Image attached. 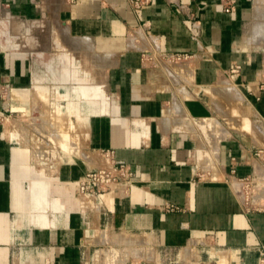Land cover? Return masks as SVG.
I'll return each mask as SVG.
<instances>
[{"label": "crops", "instance_id": "crops-1", "mask_svg": "<svg viewBox=\"0 0 264 264\" xmlns=\"http://www.w3.org/2000/svg\"><path fill=\"white\" fill-rule=\"evenodd\" d=\"M0 13L23 34L0 46V264H258L264 0H0ZM53 43L55 69L80 57L110 100L72 101L71 149L41 165ZM107 149L134 171L84 208L78 183Z\"/></svg>", "mask_w": 264, "mask_h": 264}, {"label": "water", "instance_id": "water-1", "mask_svg": "<svg viewBox=\"0 0 264 264\" xmlns=\"http://www.w3.org/2000/svg\"><path fill=\"white\" fill-rule=\"evenodd\" d=\"M12 23L8 18H2L0 13V46L3 48L8 47V45H5V40H9L12 43L14 42V46H11V48H14L15 50L19 49L21 46V43L19 44L17 41L20 39L23 34L22 33H11V29H8V26H10ZM30 41L32 43H30ZM59 41V39H58ZM26 44L27 46H33V49L31 50L32 55L37 56L40 59H45L46 53L43 49H40V43L39 39L35 38V36L31 37L28 35L26 37ZM53 52L50 53L51 59L49 61H44L46 64V68L50 72L51 76V82L50 87L48 89L47 98L44 99V102L47 103V108L42 109V115L41 117L47 122L50 129L48 131H40L36 129L33 131V138L34 142L32 140V147L33 151L35 153L37 163L41 165H50L52 164L51 161L47 160V151L44 150L42 147H48L51 148L52 146L60 147L63 149L64 152L70 151V139H71V132L74 130L77 126V124L72 120L71 113L73 112L71 109H69V104H71L74 100L83 101L87 104L90 103H99V104H105L110 100V97L105 90L103 85H100L97 83V77H93L92 72L86 71L85 65H83L84 61L80 59V57H70L65 58L63 56L58 58V71L55 69L57 68L55 66V60H53V57L57 55L56 47L53 43ZM56 51V53H55ZM62 52V48L59 46L58 42V55ZM67 62V65L69 68H67L70 71H66L67 65L65 63ZM83 62V63H82ZM61 67H64V69L60 70ZM75 67V70H74ZM84 69H83V68ZM71 68V69H70ZM73 68V69H72ZM92 68V66H91ZM90 68V69H91ZM68 74V75H67ZM58 97V103L60 101L66 102L67 106H57L56 98ZM51 104V105H50ZM106 105V104H105ZM58 130V140L56 138V132L55 130ZM63 137V140H66L65 142H62L61 139ZM58 151V150H57ZM50 152V151H49ZM53 152V151H52ZM61 152V150H60ZM58 153V164L61 163V153ZM105 155L103 156V161L101 164L94 166L93 168L87 170L85 172H93L97 171L99 169H106L108 171H111L115 177L118 178L119 181H125L130 178V173L134 171L132 164L129 162L118 159L115 155V151L113 149H107L105 150ZM55 155V154H54ZM135 178V177H134ZM78 196L81 201V204L84 208H89L90 206H84L83 203L85 202H91L92 198L89 194H82L79 191V183H78ZM93 205H91V208L97 209V206L94 204V202H91Z\"/></svg>", "mask_w": 264, "mask_h": 264}, {"label": "built area", "instance_id": "built-area-1", "mask_svg": "<svg viewBox=\"0 0 264 264\" xmlns=\"http://www.w3.org/2000/svg\"><path fill=\"white\" fill-rule=\"evenodd\" d=\"M152 1L153 0H130L135 10H140L141 8L149 5ZM42 148L47 151V155H45L47 156V160L51 161L53 164L58 162V158H56L54 154L57 150L58 153L60 152L61 148L59 146ZM258 155L261 156L264 160V150L259 151ZM117 181H119L118 178L115 177L111 171H108L106 169H99L97 171L88 172L83 176V178L79 181V191L82 194L91 195V202H94V204L96 205L95 200L99 199L100 194H104L109 191ZM91 202H86V204L84 202L83 205L91 207V205H93ZM258 264H264V251H262L260 254Z\"/></svg>", "mask_w": 264, "mask_h": 264}]
</instances>
